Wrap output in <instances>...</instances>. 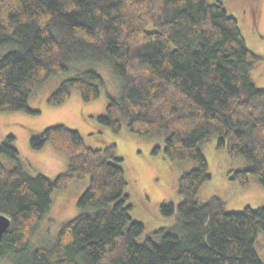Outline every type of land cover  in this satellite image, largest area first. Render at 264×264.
Returning a JSON list of instances; mask_svg holds the SVG:
<instances>
[{"label": "trees", "instance_id": "16d2710c", "mask_svg": "<svg viewBox=\"0 0 264 264\" xmlns=\"http://www.w3.org/2000/svg\"><path fill=\"white\" fill-rule=\"evenodd\" d=\"M0 113L39 114L29 106L38 87L72 62H109L120 79L108 96L100 126L119 133L123 121L145 137L167 131L170 161L191 160L176 187L182 200L161 203L170 228L145 232L130 216L123 160L115 144L88 147L64 125L31 133L29 145L49 144L68 160L53 179L23 169L15 138L0 142V214L10 225L0 241V262L11 264H264L254 249L264 234V207L227 212L217 197L197 201L210 180L201 146L213 139L243 169L230 179L246 189L249 175L264 187V90L249 77L262 61L246 43L238 20L208 0H0ZM101 77L87 69L63 80L47 97L65 103L77 91L85 103L100 95ZM6 156L15 166L1 161ZM88 177L77 200L78 215L62 224L53 243L30 239L48 214L54 190Z\"/></svg>", "mask_w": 264, "mask_h": 264}, {"label": "rangeland", "instance_id": "374dc122", "mask_svg": "<svg viewBox=\"0 0 264 264\" xmlns=\"http://www.w3.org/2000/svg\"><path fill=\"white\" fill-rule=\"evenodd\" d=\"M215 2L222 3L227 14L238 20L247 45L262 56V61L249 72V77L255 87L264 90V0H208V3ZM6 51V48H0V56ZM87 69H94L102 80L96 100L85 103L79 93L73 91L62 105L50 106L46 103L47 97L60 82ZM120 87L121 81L108 61L72 62L68 70L50 75L30 99V108L39 114L0 113V142L7 136H13L22 169L29 175L40 174L50 179L67 171V157L57 153L49 144L40 150L31 149L29 139L32 132L64 125L79 132L90 148L103 149L115 144L127 179L124 194L127 205L131 206L130 216L145 227V232L137 239L142 242L149 233L173 226L175 217H162L159 205L180 203L182 198L176 191L178 180L183 173L195 168L196 163L191 160L170 161L166 157L164 143L167 131L142 137L132 133L126 121H123L119 133L97 124V117L105 112L108 96L117 97ZM201 148L211 178L199 189L197 201L206 203L214 197L220 198L227 212H239L247 206L252 209L264 207V187L255 176H248L249 186L246 189L230 179L233 170L246 166L245 159L238 156L229 158L225 151L216 148L215 139L204 143ZM1 161L10 168L15 166L6 156H1ZM87 186L88 177L73 178L67 189L54 190L51 208L30 239L32 247L53 243L62 224L78 215L77 200ZM254 249L264 263V234L261 231L256 233ZM0 264L11 263L4 259Z\"/></svg>", "mask_w": 264, "mask_h": 264}, {"label": "water", "instance_id": "95a60500", "mask_svg": "<svg viewBox=\"0 0 264 264\" xmlns=\"http://www.w3.org/2000/svg\"><path fill=\"white\" fill-rule=\"evenodd\" d=\"M9 225H10V219L5 215L0 214V241L3 235L5 234V232L7 231V229L9 228Z\"/></svg>", "mask_w": 264, "mask_h": 264}]
</instances>
